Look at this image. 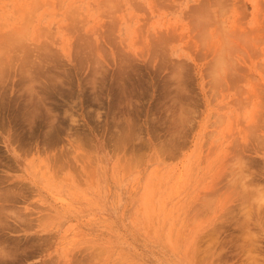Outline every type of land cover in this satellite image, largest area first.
<instances>
[{
    "label": "rangeland",
    "instance_id": "1",
    "mask_svg": "<svg viewBox=\"0 0 264 264\" xmlns=\"http://www.w3.org/2000/svg\"><path fill=\"white\" fill-rule=\"evenodd\" d=\"M0 240L264 264V0H0Z\"/></svg>",
    "mask_w": 264,
    "mask_h": 264
},
{
    "label": "bare ground",
    "instance_id": "2",
    "mask_svg": "<svg viewBox=\"0 0 264 264\" xmlns=\"http://www.w3.org/2000/svg\"><path fill=\"white\" fill-rule=\"evenodd\" d=\"M1 241V240H0ZM21 241V240H20ZM3 243V242H2ZM15 244V243H14ZM2 245V244H1ZM4 245V244H3ZM10 245H11V242H10ZM5 246V245H4ZM16 246V245H15ZM3 247V246H2ZM8 247H10V246H8ZM18 247V246H17ZM22 248V247H21ZM5 249V248H4ZM23 249V248H22ZM19 252V251H18ZM23 252V251H22ZM20 255V254H19ZM1 256V255H0ZM10 256V255H9ZM9 256H6L8 259L7 260H9V258H11V257H9ZM4 257V256H3ZM19 257V256H18ZM1 258V257H0ZM14 258H16V257H14ZM12 259V258H11ZM6 260V259H5ZM14 260V259H13Z\"/></svg>",
    "mask_w": 264,
    "mask_h": 264
}]
</instances>
